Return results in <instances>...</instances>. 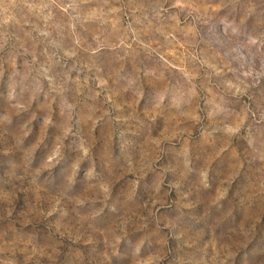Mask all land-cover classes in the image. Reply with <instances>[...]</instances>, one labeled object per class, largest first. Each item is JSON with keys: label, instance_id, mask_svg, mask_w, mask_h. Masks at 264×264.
Returning <instances> with one entry per match:
<instances>
[{"label": "rangeland", "instance_id": "374dc122", "mask_svg": "<svg viewBox=\"0 0 264 264\" xmlns=\"http://www.w3.org/2000/svg\"><path fill=\"white\" fill-rule=\"evenodd\" d=\"M0 264H264V0H0Z\"/></svg>", "mask_w": 264, "mask_h": 264}, {"label": "clouds", "instance_id": "9594fccd", "mask_svg": "<svg viewBox=\"0 0 264 264\" xmlns=\"http://www.w3.org/2000/svg\"><path fill=\"white\" fill-rule=\"evenodd\" d=\"M234 131V130H233Z\"/></svg>", "mask_w": 264, "mask_h": 264}]
</instances>
